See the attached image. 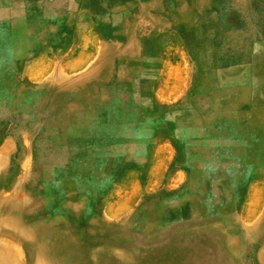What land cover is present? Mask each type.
<instances>
[{
	"label": "rangeland",
	"instance_id": "1",
	"mask_svg": "<svg viewBox=\"0 0 264 264\" xmlns=\"http://www.w3.org/2000/svg\"><path fill=\"white\" fill-rule=\"evenodd\" d=\"M0 55V198L49 192L27 224L73 216L130 264H264V0H0Z\"/></svg>",
	"mask_w": 264,
	"mask_h": 264
},
{
	"label": "bare ground",
	"instance_id": "2",
	"mask_svg": "<svg viewBox=\"0 0 264 264\" xmlns=\"http://www.w3.org/2000/svg\"><path fill=\"white\" fill-rule=\"evenodd\" d=\"M12 5V4H11ZM15 5V4H14ZM20 6V5H19ZM45 8V7H44ZM18 9V8H16ZM15 11V10H14ZM24 11V10H23ZM13 12V11H12ZM19 15V14H18ZM31 23V22H30ZM46 25V24H45ZM52 27V26H51ZM45 30V29H44ZM47 30V29H46ZM62 30V29H60ZM59 31V30H58ZM63 31V30H62ZM61 32V31H60ZM51 35V34H50ZM67 35V34H66ZM65 36V35H64ZM39 37V36H38ZM6 38V36H5ZM51 38V37H50ZM5 40V39H4ZM2 41V40H1ZM47 42V40H46ZM8 43V42H7ZM6 43V44H7ZM20 43V42H19ZM56 43V41H55ZM58 43V42H57ZM41 44V43H40ZM61 46L62 44L59 43ZM58 44V45H59ZM83 44V43H82ZM44 45V44H43ZM46 45V44H45ZM59 45V46H60ZM81 45V44H80ZM85 45V44H84ZM3 46V45H2ZM1 46V47H2ZM10 46V45H9ZM21 46V45H20ZM23 46V45H22ZM86 46V45H85ZM4 48V47H3ZM22 48V47H21ZM26 48V47H25ZM40 48V47H39ZM3 50V49H2ZM6 50V49H5ZM17 50V49H16ZM13 52V51H12ZM17 54V53H16ZM26 54V52H25ZM49 55H51L49 53ZM1 56V55H0ZM48 56V55H47ZM2 57V56H1ZM24 57V56H23ZM19 58V56H18ZM66 58V57H65ZM33 59V58H32ZM51 60V59H50ZM53 61V60H52ZM20 66V65H19ZM22 67V66H20ZM10 72V71H9ZM49 73V72H48ZM61 73V72H60ZM19 75V74H18ZM66 77V76H65ZM7 79V78H6ZM81 82V81H80ZM37 83V82H36ZM20 85V84H19ZM29 87V86H28ZM30 94V93H29ZM28 94V95H29ZM34 94V93H32ZM27 95V96H28ZM15 96V95H14ZM62 97V96H61ZM34 101V100H33ZM41 102V101H40ZM56 102V101H55ZM157 103V102H156ZM54 104V103H53ZM68 104V103H67ZM59 105V104H58ZM14 106V105H13ZM51 106V105H50ZM91 107V106H90ZM95 107V106H94ZM13 108V107H12ZM59 108V107H58ZM99 108V107H98ZM120 108V107H119ZM118 108V109H119ZM56 109V108H55ZM101 109V108H100ZM121 109V108H120ZM88 110V109H87ZM58 111V110H57ZM56 111V112H57ZM82 112V111H81ZM84 112V111H83ZM86 112V110H85ZM65 113V112H64ZM70 114V113H69ZM44 115V114H43ZM53 115V114H52ZM74 115V114H73ZM63 116V115H62ZM96 116V115H95ZM69 117V116H68ZM73 117V116H72ZM97 117V116H96ZM95 117V118H96ZM58 118V117H57ZM60 119V118H59ZM97 119V118H96ZM257 119V118H256ZM48 120V119H47ZM86 120V119H85ZM49 121V120H48ZM73 121V120H71ZM92 121V120H91ZM259 121V120H258ZM47 122V121H46ZM45 122V124H46ZM55 122V121H54ZM256 124V122H254ZM261 123V122H260ZM44 124V125H45ZM63 124V123H62ZM65 124V123H64ZM91 124V123H90ZM103 124V122H102ZM57 125V124H55ZM54 125V126H55ZM115 125V123H114ZM50 126V125H49ZM48 126V127H49ZM58 126V125H57ZM70 126V125H69ZM112 126V125H111ZM78 127V126H77ZM88 127V126H87ZM147 127V126H145ZM61 128V127H60ZM59 128V129H60ZM104 128V127H103ZM108 128V126H107ZM110 128V127H109ZM56 129V128H55ZM63 129V128H62ZM251 129V128H250ZM44 130V129H43ZM113 130V129H112ZM82 132V130H77L73 128H67L64 132V140L65 142L70 144L69 148V156H73V158H80L79 154H82L80 150H82V143L81 139L78 135ZM143 132V131H142ZM104 133V132H103ZM110 133H112L110 131ZM148 133V132H147ZM258 133V132H257ZM146 134V132H145ZM35 135V134H34ZM59 135V134H58ZM99 136V135H98ZM131 136V135H130ZM128 136V137H130ZM144 136V135H143ZM238 136V134H237ZM85 137V136H84ZM92 137H95V135ZM239 137V136H238ZM237 137V138H238ZM86 138V137H85ZM98 138V137H97ZM111 138V137H110ZM114 138V137H113ZM136 138V137H135ZM242 138V137H240ZM102 139V138H101ZM127 139V138H126ZM138 139V138H137ZM263 139V138H262ZM108 140V138H107ZM261 140V139H260ZM106 141V140H105ZM247 141V140H246ZM103 142V141H102ZM101 142V143H102ZM3 143V142H2ZM115 143V142H114ZM133 143V142H131ZM140 143V142H138ZM143 143V142H142ZM144 144V143H143ZM150 144V143H149ZM96 145V144H95ZM94 145V146H95ZM131 145V144H130ZM61 146V145H60ZM93 146V145H91ZM105 146V145H104ZM122 146V145H121ZM44 147V146H43ZM69 147V146H68ZM86 147V146H85ZM119 147V146H118ZM42 148V147H41ZM84 148V147H83ZM113 148V147H111ZM123 148V147H122ZM121 149V148H120ZM43 150V149H42ZM117 150V149H116ZM130 150V149H129ZM219 150V149H218ZM41 151V150H40ZM18 152V151H17ZM85 152V155L89 154L90 152ZM146 152V151H145ZM219 152V151H216ZM128 153V152H127ZM21 154V153H20ZM18 155V154H17ZM84 155V154H82ZM224 155V154H223ZM1 156V154H0ZM132 156V155H131ZM218 156V155H217ZM225 156V155H224ZM228 157V155H226ZM235 156V155H234ZM20 157V156H18ZM116 157V156H115ZM231 157V156H230ZM70 158V157H69ZM83 158V157H82ZM221 158V157H220ZM225 158V157H224ZM18 159V158H17ZM53 159V158H52ZM85 159V158H84ZM218 159V158H217ZM235 159V158H234ZM54 160V159H53ZM92 160V159H90ZM101 160V159H100ZM216 160V159H215ZM19 161V160H18ZM83 161V159L81 160ZM85 161V160H84ZM219 161V160H218ZM226 161V160H225ZM238 161V159H237ZM17 162V161H16ZM21 162V161H20ZM52 161L45 162V165H49ZM88 162V161H87ZM98 162V160H97ZM117 162V161H116ZM244 162V161H243ZM242 162V164H243ZM19 163V162H17ZM100 163V162H98ZM112 164V163H111ZM162 164V163H161ZM222 164V163H221ZM260 164V163H258ZM94 165V164H93ZM141 165V164H140ZM244 165V164H243ZM40 166V165H39ZM97 166V165H96ZM105 166V165H104ZM36 167V166H35ZM34 167V168H35ZM123 167V166H122ZM13 168V167H12ZM21 168V167H20ZM220 168V167H219ZM244 168V166H243ZM247 168V167H246ZM244 168V169H246ZM89 169V168H88ZM103 169V168H102ZM97 170V169H96ZM238 170V169H237ZM23 171V170H22ZM25 171V170H24ZM52 171V170H51ZM121 171V169H120ZM17 172V170H16ZM32 172V171H31ZM45 172V171H44ZM212 172V171H211ZM226 172V171H225ZM246 172V170H245ZM14 173V172H12ZM34 173V172H33ZM40 173V172H39ZM43 173V171H42ZM214 173V171H213ZM228 173V172H227ZM44 174V173H43ZM107 174V172H106ZM112 174V173H111ZM9 175V174H8ZM223 175V174H222ZM235 175V174H234ZM251 175V174H250ZM1 176V175H0ZM14 176V175H13ZM108 176V175H107ZM128 176V175H127ZM213 176V175H211ZM78 177V176H77ZM97 177V176H96ZM114 177V176H113ZM242 177V176H241ZM21 178V177H20ZM37 181H40L41 174H37L36 177ZM71 178V176H70ZM81 178V177H80ZM108 178V177H107ZM216 178V176H215ZM4 179V178H3ZM6 179V177H5ZM64 179V178H63ZM110 179V178H109ZM108 179V180H109ZM140 179V178H139ZM84 180V178H83ZM87 180V178H86ZM215 180V179H214ZM4 181V180H3ZM92 181V180H91ZM245 181V180H242ZM241 181V182H242ZM36 182V181H35ZM54 182V181H52ZM180 182V181H179ZM232 182V181H231ZM38 183V182H37ZM118 183V182H117ZM222 183V182H221ZM23 179L20 180L17 184V188L19 192L17 196L12 200L9 201L5 198L3 200L0 198V264H67V251L72 248L77 250H81L87 256L90 257L92 260L93 257H97L100 262H105L107 259L112 261V264H130L132 259V255L128 252H124L123 256L120 259V253L106 249L102 250L97 248L100 244L104 242L103 233L100 234H93L85 232L81 234L79 230L73 227L67 226L68 220H73V216L67 219V216H59L51 218L49 221L46 220L44 222H31L27 224L25 219L26 213L28 212H49L51 210L50 205L46 202V198L49 195L48 191H45L39 187L31 186L29 188L27 185L24 186ZM77 184V183H76ZM119 184V183H118ZM142 184V183H140ZM41 185V184H40ZM48 185V184H47ZM229 185V184H228ZM244 185V183H243ZM43 186V185H42ZM92 186V185H91ZM124 186V185H123ZM198 186V185H197ZM232 186V184H231ZM4 187V186H3ZM50 187V186H49ZM120 187V186H119ZM138 187V186H137ZM43 188V187H42ZM45 188V187H44ZM79 188V187H78ZM242 188V186L240 187ZM50 189V188H49ZM101 189V188H100ZM157 189V188H156ZM2 190V189H1ZM95 190V189H93ZM232 190V189H231ZM86 191V190H85ZM96 191V190H95ZM94 191V192H95ZM109 191V190H108ZM189 191V190H188ZM209 191V190H208ZM4 192V191H3ZM7 192V191H6ZM93 192V193H94ZM100 192V191H99ZM185 192V191H184ZM233 192V191H232ZM201 193V191H200ZM106 194V193H105ZM211 194V193H210ZM101 195V194H100ZM182 195V194H181ZM234 195V194H233ZM238 195V194H237ZM55 197V196H54ZM75 197V196H74ZM102 197V196H101ZM206 197V196H204ZM231 197V196H230ZM67 198V197H66ZM96 198V197H95ZM207 198V197H206ZM211 198V197H210ZM51 199V198H49ZM203 199L202 197L200 198ZM68 200H70L68 198ZM90 200V199H89ZM51 201V200H49ZM64 201V200H63ZM83 201V200H82ZM88 201V200H87ZM87 201L85 203H87ZM71 202V201H70ZM76 202V201H75ZM234 202V201H233ZM65 204V202H64ZM90 204V203H88ZM237 205V203H235ZM80 205V204H79ZM91 205V204H90ZM108 205V204H107ZM201 205V204H200ZM208 206V205H207ZM221 206V205H220ZM85 207V206H84ZM119 207V205H118ZM156 207V206H155ZM233 207V206H232ZM87 208V207H86ZM127 208V207H126ZM200 208V207H199ZM231 208V207H230ZM216 209V208H215ZM229 209V208H228ZM125 210V209H124ZM208 210V209H207ZM68 211V210H67ZM70 211L78 212V207H71ZM121 211V210H120ZM127 211V209H126ZM163 211V210H162ZM234 211V210H233ZM164 212V211H163ZM206 212V211H205ZM216 212V211H215ZM231 212V209H230ZM87 213V212H86ZM213 213V212H212ZM57 214V213H56ZM55 214V215H56ZM63 214V213H62ZM68 214V213H67ZM91 214V213H90ZM107 214V212H106ZM61 215V214H60ZM88 215V214H87ZM164 215V214H163ZM53 216V215H52ZM114 216V215H113ZM139 216V215H138ZM159 216V215H158ZM27 217V216H26ZM145 217V216H144ZM87 218V217H85ZM92 218V217H91ZM95 218V217H94ZM230 218V217H229ZM232 220V219H231ZM82 221V218H81ZM83 223V222H82ZM94 226L108 230L109 227L107 225H101L95 222ZM83 225V224H82ZM89 225V224H88ZM248 226V224H247ZM111 228V227H110ZM213 229V228H212ZM245 229V228H244ZM85 230V229H84ZM247 230V229H245ZM236 231V230H235ZM109 232V231H108ZM261 234L263 229L261 226L255 227L249 233L244 234H251V233ZM9 237V240L7 238ZM112 239L107 240L111 245L119 244V241H111ZM79 241L82 244H79ZM246 243V242H244ZM80 245V247H79ZM126 246V245H125ZM28 253L29 256L28 263H25L22 250ZM97 249V250H94ZM74 250V249H73ZM81 251H78L81 253ZM184 251V250H183ZM73 252V251H72ZM77 252V253H78ZM79 253V254H80ZM70 254V253H69ZM74 255V254H72ZM168 255V254H167ZM77 256V255H75ZM74 256V257H75ZM166 256V255H165ZM84 257V256H83ZM169 257V256H168ZM177 257V256H176ZM119 258V260H118ZM178 258V257H177ZM69 259V258H68ZM71 260V259H70ZM80 261V260H79ZM109 262V261H106ZM73 263V262H72ZM79 263V262H78ZM88 263V262H87ZM106 264V263H105Z\"/></svg>",
	"mask_w": 264,
	"mask_h": 264
}]
</instances>
